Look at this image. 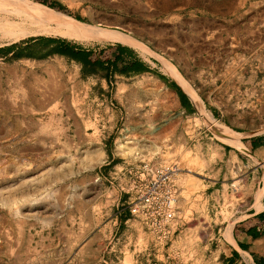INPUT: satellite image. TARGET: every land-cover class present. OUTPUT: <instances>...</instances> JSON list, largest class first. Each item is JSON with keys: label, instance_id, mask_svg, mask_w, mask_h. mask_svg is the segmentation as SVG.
Listing matches in <instances>:
<instances>
[{"label": "crops", "instance_id": "obj_1", "mask_svg": "<svg viewBox=\"0 0 264 264\" xmlns=\"http://www.w3.org/2000/svg\"><path fill=\"white\" fill-rule=\"evenodd\" d=\"M172 21L176 28L171 37L174 34L178 37L179 32H184L186 43L181 44L183 54L177 58L168 57V63L199 96L204 109L210 111L227 130L238 134L233 133L236 136L233 148H226L227 144L217 148L225 157L226 173L219 176L220 169H216L210 174L212 181L206 180L202 169L192 171L187 166L194 156L187 151L183 154L169 152L176 147L177 138L171 129L175 131L179 124L183 128L184 123H188L192 114L197 112V102L180 81L175 82L159 72L165 76L164 82L152 73L142 71L135 75L113 72L82 78L78 62L63 54L27 49L29 42L12 47L8 55L22 54L16 59L7 60L0 54V151L6 148L16 158L29 156L30 153L39 154L43 159L52 155L66 157L72 151L75 156L73 173L77 175L85 171L77 153L88 151L86 164L91 161L90 167L95 169L96 177L104 174L110 177L107 190L113 193L111 203L115 209L113 216L103 222L95 235L101 240L109 238L110 233L115 235L120 232L124 243L117 249L121 260L117 263L110 260L114 254L108 252L115 251V246L111 245L104 255L108 260L104 261L106 264H123V261L126 262L124 264H137L139 257L148 255L145 250H199L196 245L199 226L185 224L197 220L195 216L198 215L211 221L212 218L204 212L210 202L219 201H233L240 208V216L235 219L237 230L230 231V236H227L232 243L223 240L221 245L217 244V250H234L237 255L248 251L264 260L263 253L252 249L256 245L264 249V193L260 194L264 190V177L263 180L258 179L259 160L264 162V146L253 143V134H242V112L264 111V0L249 3L240 15L228 19L189 14L185 18L175 16ZM200 41L203 44L201 60L195 54V46L200 45ZM104 42L96 48L81 46L93 50L94 58L100 59L103 64L114 63L118 67L124 62H118L116 55L123 47H128L131 51H123L121 55L124 61L136 59V64L141 62L150 69L155 67L151 57L142 55L135 46ZM219 43H224L222 50L225 49L227 56L232 55L220 62L214 51ZM241 47L244 49L241 50ZM247 47H250L249 50L245 49ZM199 80L201 90L194 86V82ZM168 82L175 83L183 96L169 88ZM162 94L170 97L169 103H162ZM186 107L194 110L192 114L186 112ZM230 112H235L234 116ZM53 124L58 128L66 124L64 130L72 127L71 135L64 131L59 136H50L53 141H58L56 151H50L46 145L50 137L44 138L40 131V127ZM163 126L171 129L163 133ZM120 139L132 145L151 143L153 147L130 145V151L120 154L117 148L123 144L115 146ZM163 144H169L165 151L162 150ZM201 144L197 138L189 151L192 152L195 147L200 151ZM105 147L109 148V155ZM198 158L201 159V156L198 155ZM137 159L163 163L177 160L181 164V171L175 178L178 224L168 247L154 243L139 222L133 220L130 213L127 214V195L119 188L125 183L123 170L134 165ZM62 167L61 163L59 170ZM226 177L235 178V184H218V179L228 180ZM82 231L57 232V252L65 254L66 249L72 247L75 257L81 256L83 246L87 244L83 240L89 234ZM35 238L41 243H36ZM52 238L54 236H50V231L44 228L26 235L24 231L20 233L15 230L13 219L10 223L7 215L0 214V254L7 250L49 249ZM71 238L72 243L69 241ZM96 247L100 248L99 242ZM204 249L205 246L200 247V250Z\"/></svg>", "mask_w": 264, "mask_h": 264}, {"label": "rangeland", "instance_id": "obj_2", "mask_svg": "<svg viewBox=\"0 0 264 264\" xmlns=\"http://www.w3.org/2000/svg\"><path fill=\"white\" fill-rule=\"evenodd\" d=\"M29 1L76 20L71 15H66L50 7L44 0ZM41 1L45 2L50 8L38 4ZM57 1L63 4L70 14H76L83 19V21H76L86 24L94 30L117 31L128 35V37L130 36L141 45L140 50H136L146 57H151L152 66H155L152 67L153 70L165 73L175 82H177L176 80L180 81L181 85L197 102V112L192 114L188 123H184L183 128L179 124V127L174 131L173 128L163 126V133H167L171 129L172 133L177 136L174 143L176 147L172 150L169 149V152L176 151L177 153L181 152L183 154L187 151V153H190V156H194V159L187 166L192 171L202 169V174L206 176V180L212 181L210 174L215 172L216 169H220L219 176L226 173L224 167L225 157L221 149V151L217 150V148L223 146L222 144L225 143H222L214 132V130L226 128L211 115L210 111L204 109L199 96L189 88L183 79H181L182 77L167 61L169 59L168 57L177 58L181 56L183 54L181 44L186 43V34L184 32H179L178 37L175 34L171 37L172 32L176 28L172 20L175 16L185 18L189 14L195 17L205 16L228 19L240 15L249 6V3L255 0ZM2 7L3 5L0 2V23L6 22L7 24L15 26L17 22H21V25L28 30L35 29V26L31 25L28 20H25L24 15L12 13L13 9L5 12L1 10ZM63 24H67V22H48L46 26L59 27ZM31 36L60 37L88 48H96L100 44H105L104 41L99 42L76 37H62L55 33L46 32L29 35V37ZM27 38L28 36L13 42L0 37V46H16ZM199 44L195 46V54L201 60L203 51L202 41ZM223 45L224 43H219L216 45V49H214L218 62L223 61L226 57L232 56H227L225 49L222 50ZM249 48L247 47L245 49L249 50ZM241 50L238 52L242 53ZM248 54L249 52L246 53V55ZM171 73L175 74L176 78ZM194 86L201 90L200 80L195 81ZM162 96V103L170 102L169 96L164 94ZM113 103L115 102L113 101ZM230 114L234 116L235 112H230ZM209 115L212 118V122L208 118ZM242 118V134L264 136V111L242 112ZM65 126L67 125L65 124ZM64 127L58 128L54 124L50 126L44 125L40 127V131L44 138L59 136L64 131L67 135H71L72 127L69 126L65 130L63 129ZM233 133L237 134L236 132ZM51 137L49 139L46 138L48 139L46 145L50 147V151H56L58 141H53ZM197 138L199 143H203L201 144L202 148L199 151L195 147L190 152L189 150L195 145ZM126 142L128 141L125 140L122 142V139H120L116 142L115 146L117 143H122L123 145L120 144L122 146L121 151H130L131 149L128 146L132 144ZM143 145L152 146L153 144L144 143L132 146L143 147ZM163 145L162 150L165 151L169 144ZM233 146L232 144H227L226 148H233ZM1 150L0 214L7 215L10 218V223L11 219H13L15 230L20 233L24 231L26 235L27 232L32 233L33 231H40L44 228L50 231V236H54V239H51V247L49 249L36 248L35 250L27 251L7 250L0 254V264H106L104 261L108 260H106L104 255L107 254L105 252L111 248V245L115 246V251L108 252L114 254L110 256V260L114 263L121 260V256H119L121 253L117 252V249H120L124 244L123 237L119 234L120 232L115 235L110 233L109 238H101V240L95 235L102 225L113 216L115 209H113L114 207L111 203L113 193L111 194L107 190L110 177L106 174L99 178L96 177L95 169L90 167L91 161L86 164L89 158L88 151L82 150L80 153H77L78 160L82 161V165L85 168L83 173L77 175L73 173L74 169L72 166L75 156L72 151L70 154L67 153L66 157L60 158L58 155L56 157L52 155L51 158L43 159L39 157L41 155H34L33 153H30L29 156L16 158L12 157L6 148ZM66 151L68 152V149ZM200 152L204 155H201ZM198 155L201 156V159L198 158ZM61 163L63 167L59 170ZM259 166L258 179L260 181L264 177V162L261 159L259 160ZM226 179L228 180H225V178L222 180L218 179V184H235V178L226 177ZM208 207V210H205L204 214L212 218L211 221L204 220L202 216L198 215L195 216L197 220L185 224L189 227L199 226V230H197L198 238L196 239V245L199 250H145V253H148V255L139 257L137 264H222L220 255L229 257L230 250H217L216 246L217 244L221 245L224 242L223 240L229 241L227 236L229 235L231 226V231L237 230L238 227L235 224V219L240 216V208L233 201L231 203L222 201L218 203L210 202ZM81 229H83L82 232L89 233L88 237L83 240L87 244L83 246L81 256L75 257L72 247H68L69 249H66L65 254L58 253L56 247L57 232L61 230L78 232ZM260 240H263V238H260ZM34 241L41 243L36 238ZM69 241L72 243L73 239L71 238ZM98 242L100 248L96 247ZM229 242L232 243L231 241ZM167 244H164L163 247H168ZM157 245L161 246L160 244ZM202 246H205L204 250H200ZM193 248H195V245L192 246ZM252 249L264 254V249L261 248V245H256ZM124 263L126 262L123 261ZM235 264H255V262L252 261L251 254L246 251L239 253Z\"/></svg>", "mask_w": 264, "mask_h": 264}, {"label": "built area", "instance_id": "obj_3", "mask_svg": "<svg viewBox=\"0 0 264 264\" xmlns=\"http://www.w3.org/2000/svg\"><path fill=\"white\" fill-rule=\"evenodd\" d=\"M123 171L125 183L119 190L127 195L126 209L130 216L139 222L154 243L161 246L169 243L178 224L175 178L181 171L179 162L137 159Z\"/></svg>", "mask_w": 264, "mask_h": 264}, {"label": "trees", "instance_id": "obj_4", "mask_svg": "<svg viewBox=\"0 0 264 264\" xmlns=\"http://www.w3.org/2000/svg\"><path fill=\"white\" fill-rule=\"evenodd\" d=\"M46 3L50 5V7L57 9L58 11L66 14V15H71L74 19L83 21L81 17H79L76 14H70V12L65 8L63 4H61L57 0H44ZM45 2L41 1L38 2L40 5H45L48 8H50ZM46 11L53 13L58 16H64L65 15L53 12L50 9H47L45 7L39 6ZM22 42H29L30 44L27 46V49L33 50L37 49L40 53L44 51H50L52 53H58V54H63L66 55L69 59H72L78 64H80V76L83 78L86 75L90 74H97L99 76H105L107 73L112 74L113 72H117L119 74H133L138 73L140 71L142 72H150L153 75H155L157 78H159L162 81H166L165 76L160 74L159 72L150 69L147 65H144L143 63L139 62L136 64L138 61L135 59H131L129 61H124L122 58V52L123 51H131L128 47H123L122 51L116 55L117 61L118 62H124L123 64L121 63L120 66L118 67L114 63H102V61L98 58H94V51L84 48L79 44L76 43H70L66 41L64 38L60 37H51V36H31L28 37L26 40ZM13 46H4L0 47V54L4 55L7 60H12L20 57L22 54L18 53H12L11 55H8V53L12 50ZM35 56H38V53H35ZM167 86L171 89H173L178 95H182L181 90L175 85L173 82H168ZM194 110L190 109L189 107H186V112L189 114H192ZM253 143L258 145V146H264V136H255ZM105 152L109 155V148L105 147ZM264 212V211H263ZM262 212V213H263ZM129 214V212L127 213ZM263 216V215H261ZM255 235H253L254 237ZM237 253L234 250H230L229 252V257H224L220 255V260L222 264H235V260L237 258ZM251 259L252 261L255 262V264H264V260L254 254H251Z\"/></svg>", "mask_w": 264, "mask_h": 264}, {"label": "bare ground", "instance_id": "obj_5", "mask_svg": "<svg viewBox=\"0 0 264 264\" xmlns=\"http://www.w3.org/2000/svg\"><path fill=\"white\" fill-rule=\"evenodd\" d=\"M3 7L1 10L7 11L13 9L14 14H22L25 16V20L35 26L34 30H28L25 28L22 23H16L15 26L12 24L0 23V37L4 38L8 41H16L20 38H24L29 35H34L41 32L46 33H55L62 37H76L82 38L85 40L91 41H111V42H118L124 45H131L135 46L136 48H141V45L134 41L131 37H128L119 32L113 31H106V30H94L93 28L79 23L71 18H66L62 16L55 15L46 11L45 9L39 7L38 5L32 3L29 0H0ZM19 16V15H18ZM22 16V17H24ZM19 20V19H18ZM23 20V21H25ZM54 21H64L67 24L60 25L59 27H47L46 24L48 22ZM15 31V32H14ZM174 73V72H173ZM171 73L173 76L175 74ZM206 114V113H205ZM209 120L211 121L212 118L210 115L208 116ZM212 122V121H211ZM215 135L217 138L225 144H232L234 145L236 142V136L230 132V130L220 129L214 130ZM122 146H118L117 150L118 153L121 151ZM121 154V153H120ZM264 193V190L260 192V194ZM232 226L229 229V236Z\"/></svg>", "mask_w": 264, "mask_h": 264}]
</instances>
